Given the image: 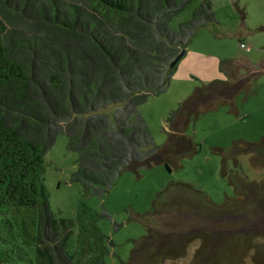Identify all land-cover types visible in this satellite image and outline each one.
I'll return each mask as SVG.
<instances>
[{
    "label": "trees",
    "instance_id": "16d2710c",
    "mask_svg": "<svg viewBox=\"0 0 264 264\" xmlns=\"http://www.w3.org/2000/svg\"><path fill=\"white\" fill-rule=\"evenodd\" d=\"M192 1L0 0V264H106L114 254L100 227L112 220L107 211L82 201L72 221L50 210L44 159L59 136L78 154L72 180L83 198L102 197L124 171L164 164L172 173L171 161L199 153L185 132L192 116L210 101L233 103L251 85L223 63L228 81L179 103L166 120L167 143L155 142L140 107L168 91L181 53L217 22L213 0H203L173 30ZM219 153L235 196L218 204L199 186L171 180L151 210H130L147 233L126 264H264V179L241 166L249 156L264 170V140Z\"/></svg>",
    "mask_w": 264,
    "mask_h": 264
},
{
    "label": "rangeland",
    "instance_id": "374dc122",
    "mask_svg": "<svg viewBox=\"0 0 264 264\" xmlns=\"http://www.w3.org/2000/svg\"><path fill=\"white\" fill-rule=\"evenodd\" d=\"M202 2L193 0L172 21V29L177 30L181 24L189 22ZM212 5L217 22L203 28L189 45L177 65L168 91L152 97L140 107L155 142L165 145L169 137L166 132L169 114L183 100L191 98L197 88L228 81L221 66L225 62L236 63L242 82L251 78V85L244 86L233 103L210 101L207 102L212 107L210 110L206 105L198 115L192 116L185 132L200 147L199 153L178 162L171 161L172 173L164 164L139 173L124 171L109 193L88 199L83 198L81 184L72 180L78 170V154L68 150L67 136H59L45 156V185L50 210L56 217L75 221L82 201L94 211L105 210L111 216L112 220L100 222L103 232L114 243V254L106 264L128 263L136 242L147 233L145 224L131 219L130 210L135 214L151 210L158 193L171 180L195 184L214 202L223 204L235 196V191L222 175L219 151L231 148L237 142L264 140V0H213ZM241 43L250 50L241 49ZM112 109L109 114L113 113ZM228 165L234 167L232 162ZM241 166L250 179H264V170L255 169L251 157L243 156ZM75 243L76 229L73 230L71 246ZM27 252L35 262V248H28Z\"/></svg>",
    "mask_w": 264,
    "mask_h": 264
},
{
    "label": "built area",
    "instance_id": "2783aa9c",
    "mask_svg": "<svg viewBox=\"0 0 264 264\" xmlns=\"http://www.w3.org/2000/svg\"><path fill=\"white\" fill-rule=\"evenodd\" d=\"M240 47H241V49L246 50V51L250 50V48L248 46H246V44H244V43H241Z\"/></svg>",
    "mask_w": 264,
    "mask_h": 264
},
{
    "label": "water",
    "instance_id": "95a60500",
    "mask_svg": "<svg viewBox=\"0 0 264 264\" xmlns=\"http://www.w3.org/2000/svg\"><path fill=\"white\" fill-rule=\"evenodd\" d=\"M186 55V50H184L181 55L179 56L178 60H180L182 57H184Z\"/></svg>",
    "mask_w": 264,
    "mask_h": 264
},
{
    "label": "crops",
    "instance_id": "0c3cea01",
    "mask_svg": "<svg viewBox=\"0 0 264 264\" xmlns=\"http://www.w3.org/2000/svg\"><path fill=\"white\" fill-rule=\"evenodd\" d=\"M229 63H231V64H235V65L237 66V64H236V63H233V62H229Z\"/></svg>",
    "mask_w": 264,
    "mask_h": 264
}]
</instances>
